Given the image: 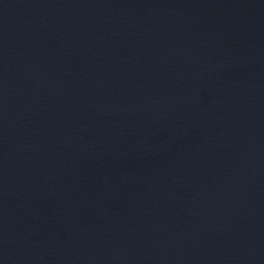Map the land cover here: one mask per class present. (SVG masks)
<instances>
[{
    "label": "water",
    "instance_id": "95a60500",
    "mask_svg": "<svg viewBox=\"0 0 264 264\" xmlns=\"http://www.w3.org/2000/svg\"><path fill=\"white\" fill-rule=\"evenodd\" d=\"M0 264H264V0H0Z\"/></svg>",
    "mask_w": 264,
    "mask_h": 264
}]
</instances>
